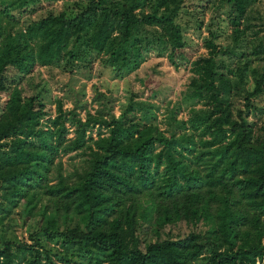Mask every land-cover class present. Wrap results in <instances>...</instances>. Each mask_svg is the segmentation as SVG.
<instances>
[{
	"label": "trees",
	"instance_id": "obj_1",
	"mask_svg": "<svg viewBox=\"0 0 264 264\" xmlns=\"http://www.w3.org/2000/svg\"><path fill=\"white\" fill-rule=\"evenodd\" d=\"M184 1L86 0L24 25L15 3L0 6V264H264V28L251 21L261 0H218L207 53L192 59ZM224 11L234 46L215 42ZM151 50L176 70L190 60L186 118L181 101L159 120L154 102L132 96L115 115L103 92L84 118L60 97L51 115L6 76L97 52L123 77ZM230 53L226 68L217 55ZM70 151L83 162L63 172L56 158ZM16 207L24 222L37 218L25 239L2 234ZM181 221L194 228L175 236Z\"/></svg>",
	"mask_w": 264,
	"mask_h": 264
},
{
	"label": "rangeland",
	"instance_id": "obj_2",
	"mask_svg": "<svg viewBox=\"0 0 264 264\" xmlns=\"http://www.w3.org/2000/svg\"><path fill=\"white\" fill-rule=\"evenodd\" d=\"M22 2L23 0L0 1V6L15 3L16 7L12 11L14 16L18 18L19 25H24L26 21L37 19L50 11L58 12L65 10L68 13L76 12L85 5L86 0H30L26 5L22 4ZM184 2L186 11H182L181 21L183 23L186 22L188 26L185 34L191 46H195L196 43L198 47V50L191 57L192 59L200 54L207 53V48L203 45V39L207 36L206 23L214 15L215 10L213 6L218 4L219 1L185 0ZM252 13L254 17L251 21L255 23V28L259 26L264 28L262 22L264 19V0L256 4ZM226 17L225 11L221 12V17H219L216 25L219 29V35L215 38V42L234 46ZM199 18L203 20L200 28L196 24V20ZM259 33L263 35L264 29ZM93 56L94 58L88 57L83 60L79 58L78 61H75V64H64L65 60L63 58V60L61 59L51 66H38L33 72L25 76H21L14 67H7L6 76L11 85L17 82L23 88L24 93L31 94L35 91L40 93L46 104L45 108L51 115L54 114L56 108L54 98L60 97L63 101L62 107L64 109L74 107L78 115L84 118L86 110L94 112L100 106L97 96L99 92H103L109 96L115 115H119L125 109L130 96H132L135 99H147L154 102L157 106L155 110L159 120L164 118L167 108L176 104L177 101L182 102L177 116L182 118L188 116L191 102L182 100V96L191 75V71L189 70L190 60L181 64L180 70H176L167 62L165 56H159L151 50L146 54L145 60L135 71L123 77H117L114 75L111 67L102 60L103 53L94 52ZM217 59L225 63L227 68V66L233 67L237 56L232 53L218 54ZM253 62L261 64V61L257 59H254ZM145 81H148V83L145 84ZM7 96V91H0V104H3ZM258 102L263 105L264 99ZM249 118L259 123L261 120L259 110L250 111ZM69 135H72V133H69ZM93 135H95V132H93ZM83 158L84 155L81 152L70 151L60 155V157L58 156L56 160H61V170L68 172L74 167H80ZM52 172L55 174V167ZM19 210L20 207H16L13 213L15 225H10L6 227L3 233L1 232L5 237L14 240L25 239L28 237V232L36 228L37 218H29L24 222ZM193 228L192 225L181 221L173 225L170 230L177 236L184 235ZM199 228L200 226L196 229Z\"/></svg>",
	"mask_w": 264,
	"mask_h": 264
},
{
	"label": "built area",
	"instance_id": "obj_3",
	"mask_svg": "<svg viewBox=\"0 0 264 264\" xmlns=\"http://www.w3.org/2000/svg\"><path fill=\"white\" fill-rule=\"evenodd\" d=\"M258 262V261H257Z\"/></svg>",
	"mask_w": 264,
	"mask_h": 264
}]
</instances>
